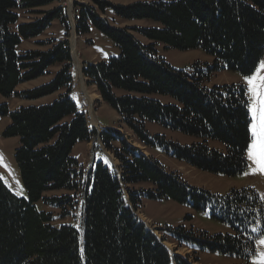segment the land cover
<instances>
[{
	"label": "trees",
	"instance_id": "obj_1",
	"mask_svg": "<svg viewBox=\"0 0 264 264\" xmlns=\"http://www.w3.org/2000/svg\"><path fill=\"white\" fill-rule=\"evenodd\" d=\"M87 1V6L74 4L76 34L87 35L93 27L119 54L83 65L82 76L137 141L198 171L227 178L241 176L247 170L251 141L246 92L237 85L209 88L205 83L218 72L242 77L254 72L264 56V0L137 1L128 5ZM54 2L0 0V96L37 101L58 94L50 103L15 110L0 104V120L9 121L2 137L18 141L13 159L26 193V199L17 198L0 179V264H192L170 255L137 218L134 212L143 199L171 201L196 213L209 211L211 220L230 227L231 235L208 236L180 227L165 230L168 240L200 253L249 262L255 254V241L264 235L263 205L251 188L214 196L190 186L158 161L144 157L112 129L101 131L100 142L118 161L119 175L95 160L91 170H85L74 158V148L89 142L94 132L71 99L73 59L68 41L45 43L49 46L45 51L20 52L24 42L42 35L56 20L68 31L61 7L43 12L33 22L19 23V9ZM108 11L121 21L150 25L114 27L101 18L108 17ZM156 45L181 52L200 51L212 63L202 69L192 65L175 70L157 56ZM52 67L59 69L49 82L16 92L19 85L46 76ZM157 96L171 102L161 103ZM146 123L200 142L179 145L149 134ZM209 141L219 143L222 151L210 149ZM114 143L120 147L113 149ZM138 185L151 189L131 188ZM48 192L59 195L45 197ZM38 202L58 213L38 211ZM56 219L76 222V226L54 227Z\"/></svg>",
	"mask_w": 264,
	"mask_h": 264
},
{
	"label": "rangeland",
	"instance_id": "obj_2",
	"mask_svg": "<svg viewBox=\"0 0 264 264\" xmlns=\"http://www.w3.org/2000/svg\"><path fill=\"white\" fill-rule=\"evenodd\" d=\"M113 4L128 5L137 1L146 2H172L175 0H107ZM88 5L87 0H56L51 5L36 8L32 10L19 9L17 14L19 16V23H29L40 19L43 12H47L58 7H61L64 17L68 23V31L65 32L58 20L52 22L51 26L43 32L39 37L24 42L20 47V52L29 50L45 51L48 45L45 43L51 41H61L66 39L69 43L70 51L72 50V77H73V92L71 99L78 104L85 118L90 131L94 132L92 139L89 142L79 143L73 150V156L78 159L85 169L90 167L93 160L101 162L103 166L108 167L110 170L113 167L116 169L117 174H120L119 163L113 156L112 151L103 147L100 142V133L105 130L101 128L102 125L110 127L120 133L126 142L133 148H137L144 157L154 159L168 172H173L179 175L184 182L188 185L204 189L214 196H225L231 191H240L243 189L251 188L256 192L262 202L264 209V173H261L257 165L250 161L246 152L247 170L239 177L227 178L223 176H214L206 172H201L183 163L168 161L163 158L164 155L157 148L148 149L141 145L134 134L121 122V118L114 112L106 103H104L100 96L97 94L96 88L87 82L82 76L81 67L85 64L106 61L111 57H116L119 54L118 49L99 31L90 27L87 35L78 36L75 32V21L73 18L74 4ZM107 15H102L108 24L114 27L133 28V27H148L150 24L144 21H121L112 18L110 11ZM137 40L142 43H147L144 39L139 37L134 32H131ZM72 37L74 38V45L72 44ZM155 50L157 56L164 60L175 70H186L192 65L197 69L204 68V65H211L212 58L205 55L200 51L181 52L176 50H167L163 45H156ZM71 53V52H70ZM264 62V56L259 62ZM259 64L256 68L259 67ZM59 67H52L48 70V74L35 81L21 84L16 88L17 93L31 90L40 85L46 84L57 72ZM256 69L251 75H255ZM250 75V76H251ZM258 75L264 76V70H261ZM237 85L241 86L246 92L247 110L251 104V95L247 92L248 85L245 82V77L235 73L218 72L212 74L205 83V86L222 87ZM62 93V92H60ZM59 93V94H60ZM58 94L42 98L37 101H24L18 97L3 98L0 96V104L6 103L10 110H15L19 107L38 106L52 102L57 98ZM156 99L161 103H170L169 98L157 96ZM250 124L251 115L248 112ZM9 123L8 119L0 120V179L4 186L17 198L26 199V193L21 185L18 170L13 159L14 150L18 145L17 139H6L2 137L4 128ZM146 131L151 134H159L165 137L166 140L177 143L182 146L198 143L199 140L184 136L177 132L164 129L154 124L146 123ZM250 132V131H249ZM251 136V133H250ZM251 143V141H250ZM113 149L120 147L118 143L112 144ZM208 147L213 150L222 151V146L213 141L208 142ZM163 157H162V156ZM166 157V156H165ZM173 160V159H172ZM111 161V162H110ZM175 161V160H174ZM112 163V164H111ZM113 166V167H112ZM255 173V174H253ZM128 188H130L128 186ZM136 190L151 189L148 185L131 187ZM124 190V189H123ZM126 196V191L124 190ZM59 195L56 192H48L45 197ZM38 211H51L55 215L57 210L45 207L42 202L35 204ZM135 215L143 223L147 224L152 234L160 240L167 251L183 258L192 264H259L261 257H264V246L259 243L260 239H264V235L255 241V254L251 257L249 262H243L233 258H226L219 255H211L209 253H200L197 249H188L179 247L174 242L169 241L170 237L165 233L167 229L184 228L195 233H206L208 236L215 235H231L232 230L228 225L211 220L209 211L205 213H196L191 209L179 206L171 201H147L142 200L141 205L135 210ZM78 215V212H77ZM190 217V218H187ZM54 227H59L62 224L76 226V222H64V220H54ZM147 228V229H148ZM165 239V240H163ZM168 245V246H167Z\"/></svg>",
	"mask_w": 264,
	"mask_h": 264
},
{
	"label": "snow or ice",
	"instance_id": "obj_3",
	"mask_svg": "<svg viewBox=\"0 0 264 264\" xmlns=\"http://www.w3.org/2000/svg\"><path fill=\"white\" fill-rule=\"evenodd\" d=\"M261 70H264V62L256 68L257 74L245 76L247 92L251 95L248 112L252 121L249 125L251 143L248 144L247 156L257 165L259 171L264 173V76L258 75ZM259 243L264 246V239H260ZM259 264H264V257H261Z\"/></svg>",
	"mask_w": 264,
	"mask_h": 264
},
{
	"label": "crops",
	"instance_id": "obj_4",
	"mask_svg": "<svg viewBox=\"0 0 264 264\" xmlns=\"http://www.w3.org/2000/svg\"><path fill=\"white\" fill-rule=\"evenodd\" d=\"M101 128H103V129H110V127H108V126H104V125H102ZM73 155H74V154H73ZM161 156H162V155H161ZM162 157H163V156H162ZM163 158H166V160H168L169 162H170V161L176 162V161L172 160L171 158H169V157H167V156H166V157L164 156ZM77 160H78V159H77ZM78 161H79V160H78ZM79 162H80V161H79ZM110 162H111V161H110ZM80 164L82 165L83 169H85L84 166H83V164H82L81 162H80ZM111 164H112V163H111ZM182 165H184V164H182ZM112 167H113V166H112ZM88 168H89V167H88ZM88 168H87V169H88ZM87 169H85V170H87ZM141 186H142V185H141ZM134 187H135V186H134Z\"/></svg>",
	"mask_w": 264,
	"mask_h": 264
},
{
	"label": "water",
	"instance_id": "obj_5",
	"mask_svg": "<svg viewBox=\"0 0 264 264\" xmlns=\"http://www.w3.org/2000/svg\"><path fill=\"white\" fill-rule=\"evenodd\" d=\"M71 55H72V50H71ZM91 168H92V166H90L89 171L91 170ZM83 212H84V208H83ZM79 230H80V234H81L82 239H83V237H84V224H83V223L80 225ZM153 235H154V234H153ZM82 244H83V243H82ZM165 249H166V248H165ZM170 255L173 256V255H176V254L171 253Z\"/></svg>",
	"mask_w": 264,
	"mask_h": 264
},
{
	"label": "bare ground",
	"instance_id": "obj_6",
	"mask_svg": "<svg viewBox=\"0 0 264 264\" xmlns=\"http://www.w3.org/2000/svg\"><path fill=\"white\" fill-rule=\"evenodd\" d=\"M74 38H75V37H72V41H73L72 44H73V45H74ZM167 246H168V245H167Z\"/></svg>",
	"mask_w": 264,
	"mask_h": 264
}]
</instances>
